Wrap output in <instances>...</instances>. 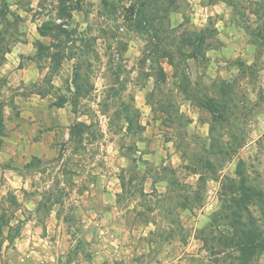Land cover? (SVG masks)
I'll return each mask as SVG.
<instances>
[{
    "label": "rangeland",
    "instance_id": "obj_1",
    "mask_svg": "<svg viewBox=\"0 0 264 264\" xmlns=\"http://www.w3.org/2000/svg\"><path fill=\"white\" fill-rule=\"evenodd\" d=\"M5 60L0 264H264V0H0Z\"/></svg>",
    "mask_w": 264,
    "mask_h": 264
},
{
    "label": "trees",
    "instance_id": "obj_2",
    "mask_svg": "<svg viewBox=\"0 0 264 264\" xmlns=\"http://www.w3.org/2000/svg\"><path fill=\"white\" fill-rule=\"evenodd\" d=\"M68 16L70 17V15ZM39 32L42 35H45L44 31L42 32L39 30ZM159 41H161V39H159ZM237 175L241 179L239 182L240 189L238 190H240L241 193H243V196L241 198L236 199L235 202L233 197L232 201L235 204H237V206H244L241 208L245 209L246 212L249 213V215H247L246 217V221H245L246 223H243V221H239V223H242L244 226L241 229L237 228L235 231V235L237 234L239 238V243L241 245L243 256L249 257L252 254L264 252V230L260 228L259 224H257L254 217L250 214V210L248 208L247 202H250V200H252V197L251 195L248 194L246 195V193L255 191V189L248 184L249 180L244 175V173H242L241 165H239V168L237 170ZM257 197L258 199L263 200L264 192L262 191L259 194H257ZM240 218L243 219V215H240ZM249 223L251 226L248 225Z\"/></svg>",
    "mask_w": 264,
    "mask_h": 264
},
{
    "label": "crops",
    "instance_id": "obj_3",
    "mask_svg": "<svg viewBox=\"0 0 264 264\" xmlns=\"http://www.w3.org/2000/svg\"><path fill=\"white\" fill-rule=\"evenodd\" d=\"M11 52H8V55H11ZM12 67L11 63L8 62V60H5V62L0 65V70L7 72Z\"/></svg>",
    "mask_w": 264,
    "mask_h": 264
}]
</instances>
